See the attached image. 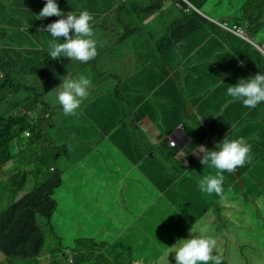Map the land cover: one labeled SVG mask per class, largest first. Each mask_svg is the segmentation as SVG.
Returning <instances> with one entry per match:
<instances>
[{
  "label": "trees",
  "instance_id": "trees-1",
  "mask_svg": "<svg viewBox=\"0 0 264 264\" xmlns=\"http://www.w3.org/2000/svg\"><path fill=\"white\" fill-rule=\"evenodd\" d=\"M163 1L56 0L58 7L64 13L70 11L78 13L81 10L90 13L97 55L86 63L69 61L66 57H60L54 59L51 65L42 68L41 62L48 56V42L51 39L44 26L59 17L38 18L37 13L43 7L45 0H0V131L9 138V142L0 145V170L3 169L5 162H12L14 158H19L20 153L25 155L24 160L28 161V164L32 160L29 153L32 151L34 157L48 151L51 155L49 163L53 166H49L53 169L52 172H49L38 168L34 162L35 167L29 173L32 176L35 173L41 174V180L31 187V183L26 179L28 172L22 171L23 164L20 162L19 167L8 179L3 178V175L0 174V207L5 205L0 210V264L36 262L45 251L43 246L48 241L49 234L56 240L57 249L61 250L60 245H67L66 242L69 241L68 250L72 253L73 264H145L147 260L159 253L161 247L173 245L178 239L195 235L190 233V229L196 230L200 226L197 223L203 221H208L207 225L210 228L206 235L215 240L213 254L223 257L222 264H264V115L259 116L258 113L259 110L264 112V103H259L254 108H246L238 101L230 102V99L226 103L228 106L235 107L234 112H230L231 119H237L241 110L240 118H245L240 124H252L253 122L259 125L256 128L257 140L260 143L258 149L251 145L249 158L242 166H238L231 172H223L224 176H232L234 179L246 176L250 178L251 183L248 189L241 193V200L236 206L229 203L228 199L224 201L225 184L222 186L223 191L220 195L207 194L199 190L196 183L197 178L206 174H215L217 171L209 165L199 162L190 168L184 165L177 166L179 161L177 151L167 148L168 143L159 146L164 165H158V169L155 165L159 161L158 157L148 153L142 155V157L146 155L145 160L148 164L146 174H153L155 176L153 182L159 186L161 192H164L163 196L159 197L158 191H152L151 199L154 198L156 203L160 202V204H156L157 211H154V216L162 214L158 211L166 199H169V208L178 206L182 208L179 210L178 216H169L170 219L177 217L181 219L178 231H169L170 236L157 229L145 243L146 253L143 257L136 258L131 251V246L134 245L137 248L141 246L138 239H142L143 232H147L149 221L137 220L133 223L135 224L134 229L126 228L122 232L125 227L124 223L131 222L128 214L129 208L124 206L125 202L128 204L127 197L129 196L125 186L118 185V188L110 189L111 184L108 183L110 180L105 179L104 186L110 190V197L113 200L112 203H108L106 198L100 205V207L111 206L117 212L116 216L124 217L121 222L115 217L111 218L114 222L122 224V229L118 232L122 234L118 240L117 238H107L101 244L97 243L95 236H92V233L86 231L81 225V222H87L86 218L90 217L91 222H96V217L91 216L90 210L82 212L81 206H77V204L83 198L85 191L83 181L87 182L89 178L96 180V175L101 176L100 170H97L96 173L92 171V169H96L93 167L104 165L105 168H108L112 165V161L116 162L121 159L120 157H110L108 151L102 149H108L111 140L118 133L128 134L127 140L118 144L128 148L126 155L131 154L135 146H140V138L135 139V137H139L137 129L130 131L120 129L122 131L114 134L110 139L103 137H99L100 141L91 139L86 142L83 154H80L75 151L77 146L71 139L58 132L61 125L64 129V122H61L59 126L61 120L53 116V112H57L61 113L64 118L70 119L74 112L65 114L62 108L57 107H55L57 109H43L44 102H41L43 110L42 113L37 114L35 124L41 120L44 127L47 119L52 118L53 120L49 122L47 130L41 133L42 136L38 137L29 128L31 126L29 117L26 114L18 113L22 110L24 113H29L28 111L36 109L35 102H32L30 98L31 93L39 92L41 88L45 87L44 83L51 81L54 76L60 83V78H63L67 73L70 76L83 74L90 80L89 95L83 101H88L89 96L92 95V103L98 102V104L90 107L101 110L107 108L96 120L103 122L108 119L111 112L120 111L119 104L108 102L110 101L108 96L114 95V93L107 92L108 99L103 101L104 103L97 98L102 93L95 91L92 87V81L96 83V79L92 80L85 72L89 71L91 76L96 73L95 62L101 54L107 60H116L127 50L126 46L124 51L116 46L125 42V38L128 36H133L134 51L146 58L142 51V42L149 39L151 32L147 31V28L154 26L156 22L151 24L145 23V21L154 11L164 10L162 9ZM188 1L203 14H205L203 10L208 3H211L214 8L224 11L221 21L228 26L245 27L248 26L249 18L255 20L254 26L260 27L250 29L247 27L246 30L249 34L264 29V0ZM174 7L178 9L172 8L168 11L173 14V18L164 20V15H162L159 22L164 26H177V29H184L183 37H189L201 44L200 51L206 54V64H202V66L206 67L207 65V70L203 68L198 72L196 67L187 69L183 75L185 88L172 100H164V112L169 119H165L164 124L172 121L170 116L173 113L176 114L178 109L183 111V95L188 94L192 101H198L197 94H191L188 91L197 86L195 83H198L201 78L208 81L211 88L217 87L221 91H225L229 85L235 84L238 78H248L258 73L259 71L255 70L254 66L262 59L252 45L223 31L224 29L206 20L194 10L182 13L179 5L174 4ZM124 26H131L133 30ZM207 26H213V28L205 30ZM115 31L126 35H118ZM135 31L140 33L137 38L134 36ZM102 36L105 38V42L99 40ZM222 43H225L227 47H224ZM212 44L215 45L214 48H212ZM143 57H141V64L137 68V77L147 69ZM230 62L233 64L231 71L234 70V72L232 74L227 70V64ZM34 68L36 71H31ZM27 71L30 73H26ZM45 88L50 90L48 86ZM148 92L149 86L145 84L143 95ZM208 101L204 102V106L213 111ZM122 115L125 116L126 112H123ZM41 117L42 119H40ZM26 132L29 135L22 137L21 134ZM12 135L18 136L17 139H25L28 145L34 137L40 138L44 142L48 141V144L41 151L31 148L29 151L21 150L17 155H14L10 146L16 138H12ZM98 136L96 134L94 137ZM143 152L147 151L143 150ZM77 157L78 161H83L82 166L74 163ZM57 160L60 162L58 167L55 163ZM85 160H88L90 164L85 163ZM173 167H180L183 174L171 182L172 177L169 174ZM9 169L3 173L10 175L13 168ZM234 179L226 180V185L232 187L231 181L233 182ZM234 185L236 186L235 182ZM86 188L96 189L91 183H88ZM232 197H236V194L232 193ZM235 207L237 209L233 211ZM121 208H124L123 211ZM249 211L251 219L247 216ZM110 215L112 216V213ZM55 216L67 223L56 226ZM163 222L167 223L166 220ZM144 223H146L145 226ZM130 230L131 234H128L127 232ZM68 255L62 250L59 254L64 259H67ZM52 256H58L57 252H53Z\"/></svg>",
  "mask_w": 264,
  "mask_h": 264
},
{
  "label": "rangeland",
  "instance_id": "rangeland-1",
  "mask_svg": "<svg viewBox=\"0 0 264 264\" xmlns=\"http://www.w3.org/2000/svg\"><path fill=\"white\" fill-rule=\"evenodd\" d=\"M239 1V0H237ZM243 1V0H240ZM235 3V1H234ZM171 8L170 6H168L167 9ZM204 13L207 14L206 17L209 19H213L216 20L218 22H222L221 21V16L222 13L224 11H221L220 9H216L212 6L211 3L206 4L205 8H204ZM159 16V11L156 10L154 11L153 15L151 17H149L145 23H155L154 26H150L147 28V31H150L151 34L149 35V39H147L145 42H142V51L144 53V55L146 56L143 57L144 58V64L148 65L146 68V70L144 71L145 73V77L144 79L148 80L151 84L152 87L149 88V90H156L159 88L164 87L167 82L169 81L170 77V68L169 65L166 61V58L168 56L169 53L176 51V52H182L184 53V57H186V59L181 58L179 61L175 62V64L173 65V71L176 73L178 80L180 82V87L181 90L184 88V78L183 75L185 74V72L187 71V69L189 67L194 68L196 67V70L199 72L201 71L203 68H205L207 70V65L206 67H203L202 64H205V57L206 54L203 51H200V47L202 46L199 43H196L194 40H192L191 38L187 37H183L182 35L184 34V29H177V26H164L163 24H161L160 22H157V20L155 19L156 17ZM173 18V14L170 13V15H165L164 16V20H170ZM162 26H161V25ZM248 24V28H252V27H260V26H254L255 24V20H251L250 18L247 21ZM176 29V30H174ZM243 32L245 33V31L243 30ZM134 36H138V32L136 31ZM249 37V36H248ZM115 38V36H114ZM113 38V39H114ZM237 39L242 40L244 42H246L244 39L236 36ZM103 39V37H100V41ZM125 42H121L119 45H117V48H120L121 50L124 51L125 46L127 47V51L128 54L127 56L132 57L133 56V49L134 46L132 45L133 42V36L127 37L125 38ZM250 40L254 42V44L256 45H264V29H260L257 30L255 32H253L252 34H250ZM108 42L110 43V40H108ZM248 43V42H247ZM126 44V45H124ZM250 44V43H248ZM222 45L224 47H227V45L225 43H222ZM251 45V44H250ZM165 46H168V48H165ZM193 46V48H192ZM215 45L212 44V48H214ZM217 47V46H216ZM254 47V46H253ZM256 49V47H254ZM257 50V49H256ZM217 51H218V47H217ZM258 51V50H257ZM258 53L260 54V57L262 58V60H264V58L262 57L261 53L258 51ZM218 58V57H216ZM121 60H124L123 58ZM51 60L49 57H47L46 59H44L41 62V65H46L47 63H50ZM96 74L100 77V79L98 80V84H97V88L100 90H105L106 88H110L114 85L117 84V80L114 77L115 75H117L119 78L121 77L122 80L125 78V74H120L118 72V69H115L114 67V61L113 60H107L104 56H102V54L99 56V58H97L96 62ZM233 64L230 62L227 64V70L229 71L230 74H232L234 72L231 71ZM36 71V69H32L31 71ZM26 73H30V72H26ZM208 76V75H207ZM1 77V76H0ZM90 78L97 79L96 76L93 74V76H90ZM202 79V78H201ZM200 79V80H201ZM197 84V83H195ZM46 86L50 87V90H46ZM45 87L41 88L39 90V92L30 95V98L32 100V102H35V107L36 109L34 110H30L28 111L29 113H27L26 115L29 117L30 120V129L32 130L31 132L35 135V136H42L41 133H43L42 131V127L40 124V120L38 121L37 124L36 123V117L37 114L42 113V110L44 108H55L57 106H60L59 103L56 101L54 92L55 89L54 87H56L57 85L54 82H51L50 84L46 85ZM92 87L95 90L96 86L95 83H93L92 81ZM167 90V89H166ZM168 91V100H172L174 97L172 96V94H170V90ZM99 100L103 101V95H100L97 97ZM182 101L184 103V108L188 107L187 105L190 104V102H192L191 97L186 94L185 96H182ZM41 102H44V106L43 109L41 107ZM88 102L87 101H83L82 105L85 106ZM96 104H98V102H93L90 103L89 102V106H95ZM143 105L144 103L139 102L138 108L136 110V112L133 114V120H136L139 116H141V114L143 113ZM183 108V109H184ZM141 117L137 120L138 122H140ZM53 119H47L45 124H44V132L47 130L49 122L52 121ZM93 127H91V124H88L87 126H85L84 131H90L92 130ZM119 129H122L123 131H128V128L126 127V125L121 126ZM126 129V130H124ZM136 132L138 133H142L145 132L144 130L141 129H137ZM20 135V134H19ZM29 134L26 132L25 135L21 134L22 137H27ZM168 137V136H167ZM12 138H16L13 140L12 145L10 146V150L12 151V153L14 155H17L18 152H20L21 150L24 151H29V149L33 148L34 146H36L35 151H41L43 149V147H45L47 144H41L44 141L41 140L40 138H32V142L30 144V146L27 144V142L25 141V139H17L19 138L16 135H12ZM140 138V139H139ZM135 139H139V143H141L142 145H148L145 142H140L142 140H145V137H135ZM100 139H98V141H100ZM221 141V140H220ZM5 142H9V138L4 136L3 133L0 131V145H2ZM41 144V145H38ZM163 144V143H162ZM175 144L177 145V142L175 141ZM197 145H199V143H197ZM106 146V145H105ZM176 147V146H175ZM173 147V148H175ZM167 148H169L167 146ZM107 150L108 154H110V157L113 158H118L120 157L121 160H117V162L119 164H123L126 163L125 160V155L127 153L128 148L127 147H123L120 144H112L110 143L109 148H103L102 150ZM170 149V148H169ZM160 150V147H159ZM31 154V161H29V163L27 164L28 161L24 160L25 155L20 153L19 158H14V160L12 162H5L3 165V169L0 170V174H2L3 178H9L10 176H12L14 174V171L19 167V162L22 165L21 169L22 171H26L28 172L26 175V179L27 182H30V187L33 186L34 184H36L38 181L41 180V174H33V176L31 175L30 170L34 169V164L36 163L38 165V168H47L49 166H52L49 163V160L51 158V155L48 153V151L44 152L43 156H36L34 157V152H29ZM147 155V154H146ZM139 156L138 157V162L136 161V163L131 166L133 167L132 169V173L128 174L125 178H124V183L132 188V194L136 197L135 203L137 204L136 207V212L130 214V218H131V222L130 223H124L125 227L123 229L122 232L125 231L126 228H131L134 229L135 228V223L137 220L138 221H142V222H146L149 221L148 227H147V232H143L142 234V239H138L139 244L141 245L139 248H137L136 246L132 245L131 246V251L134 253L135 258L136 257H140L146 253V247H145V243L147 241V239L152 236L157 229L160 230L161 233H165L171 236L169 231H174L177 232L178 231V227L180 225V218H171L170 219V215L172 216H178V212L182 207H176V208H169V199H166L164 201L163 206L159 209V213L162 214H158V216H154V211H157L156 208V204H160V202H155L153 201V199H151V195L153 194L152 191H158L159 193L163 194L164 192H161L159 186H157L154 182L153 179H155V176H153V174H146L145 171H148V164L145 160V157ZM155 156L159 158V161L155 164L156 168L158 169V165H164V161H163V157L160 154V152L156 151ZM35 162V163H34ZM56 166L58 167L60 165V162L57 160L56 162ZM149 163V162H148ZM152 164V163H151ZM178 166V165H177ZM53 167V166H52ZM9 168H13L12 173L9 175L8 174H4L3 172ZM51 168V167H50ZM101 169L106 172L105 166L102 165ZM10 170V169H9ZM40 170V169H39ZM110 172H106V173H111L112 171H115L117 174H124L126 172H128V167L127 165L123 164V165H113L110 169ZM183 174V171L180 167H173L171 168L170 174L169 176L172 177L171 182H173L175 179H178L181 177V175ZM99 178L102 179V177L100 175H97ZM246 176V175H243ZM225 179L223 181V185L225 184V199H228V202L233 204L234 206L238 205L240 200H241V193L245 192L246 189H248L251 181L250 178L243 177L241 179L238 178H232V176H224ZM117 178V177H115ZM234 179L233 182L231 181V183L233 184V186H228L226 185V180L230 181L231 179ZM95 180L93 178H89L87 179L88 183H93ZM234 182L236 184V186L234 185ZM238 185V188H236ZM170 186V185H168ZM29 187V189H30ZM28 189V190H29ZM235 189V190H234ZM234 191V192H233ZM90 192H88L87 190L84 191L83 197L88 195ZM232 193L236 194V197H232ZM160 194V196H162ZM84 198H82L81 200H83ZM5 207L1 206L0 210L3 209ZM237 208L235 207L233 211H235ZM170 214V215H169ZM167 216V217H166ZM247 216L249 219H251V212H247ZM115 216H110V218H114ZM224 217L226 218V215H224ZM118 221L120 220V218H124V217H115ZM164 218V219H163ZM102 221L101 222H91L88 220V222H81V225L84 227V229L86 231H88L89 233H92V236H95V240L97 241V243H100L102 241H105L108 239H116L118 240V238L121 236L122 233H118L121 229H122V224H120L119 222H114V221H106L104 220L105 217L102 216L101 217ZM55 220V225L56 226H61L63 223L66 224L67 222H62L60 217H56L54 218ZM167 221V223L163 222V221ZM208 221H203L200 223H197L198 225H202V224H207ZM146 223H144L143 225L145 226ZM208 228H210V226L208 225ZM63 233V232H62ZM128 234H131V230L127 232ZM68 242L67 241V245H60L62 252H66L68 253V258L64 259V257L59 256L61 250L57 249L58 245H56L55 243L56 240L54 239V237H52L51 234H49V238L48 241L44 244L43 246V250H45L44 252H42L40 258L36 261V262H24V264H73L72 260L73 258L71 257V252L68 250ZM172 245H168L165 247H161L159 249V253L154 256L151 257L149 260H147L145 262V264H175V260H174V254L173 253H169V250ZM57 249V250H56ZM53 252H57L58 256L53 257L52 253ZM169 253V254H168ZM64 256V255H63ZM1 261V260H0Z\"/></svg>",
  "mask_w": 264,
  "mask_h": 264
},
{
  "label": "crops",
  "instance_id": "crops-1",
  "mask_svg": "<svg viewBox=\"0 0 264 264\" xmlns=\"http://www.w3.org/2000/svg\"><path fill=\"white\" fill-rule=\"evenodd\" d=\"M132 53L133 56L129 57L127 56L128 51L126 50L118 58H116V60H114L115 69H118L120 74H125V78L122 80L121 77L119 78L115 75L114 77L117 80V84L110 87L111 89L109 90V87L106 88L107 90L105 89V92L97 88L100 77L93 72L97 78L95 91L101 92V95H104L103 101H107L109 97L110 101L108 102H115L119 104L121 108L120 111L115 110V112H111L108 119L103 122H99L96 118H98L107 108L101 110L99 108L90 107L89 101H91L90 103L93 101V97L90 95L87 101L88 103L85 106L81 104L80 107L74 111L73 116L70 119L64 118L61 113L59 114L57 112H53V116L56 119L61 120L59 126L61 125V122H64V129H62L61 125L58 132L63 134L64 137L66 136L70 138L77 146L75 147V151L80 154H83V149L87 141L91 139L92 141H97L99 137L110 139L114 134L122 131L119 128L124 124L128 128V131L133 129H141L145 131L139 133V137L146 138L140 142H145L148 145H142L140 143V146H135L132 149L131 154H127L124 157L126 163L123 164L127 165L128 172L124 174H117L115 171H112L109 174L106 173L111 171L110 169L113 165H123L119 164L117 161H112V165L105 168L106 172L101 169V165L93 167L96 168L92 169L94 173H96L97 170L101 171L102 179L96 175L98 178L95 177L96 180L91 183L97 190H90L86 188L88 182L83 181L85 190L90 193L84 196V199L80 200L77 206H81L82 212L90 210L91 216L96 217V222L98 223L102 221V216L105 217L104 220L106 221H113L110 218V213H112V216L115 217H123L121 215L116 216L117 212L111 206L106 205L105 207H100L106 198L108 203H112L113 200V198L110 197V190L104 186V180L109 179L111 181L108 182L111 184L110 189L118 188V185L125 186L129 196L127 197L128 204L125 202L124 206L125 208H129V215L136 212V197L132 194V188L128 187L124 183V178L128 174L132 173L133 167L131 166H133L136 161L138 162L139 156L147 153L155 156L156 151L160 152L159 146L162 143H168L170 139L177 142L175 148L169 146L170 149L177 151L179 159L177 165H184L188 168L197 164V162H200L203 155V153L199 150L200 145H204L208 149H212L226 134H231V137L233 138L243 137L250 145L256 146L257 149L260 145L256 136V128L259 126L256 124L258 123L252 122V124H240L245 118H240L241 110L237 119H231L230 112H234L235 107L226 105L230 99L226 94V90L221 91V89H218L217 87L211 88L208 81L203 79L199 80L196 84L197 86L192 87L188 91L191 94H197L198 101L194 100L190 102V104L187 105L188 107L185 108L182 101V107L184 108L183 111L178 109L176 114L173 113L172 116H170L172 121H168L164 124V120L168 119V115L164 112V100H168L167 90H170L169 92L174 98L175 95H178V93L181 92V84L176 73L173 71V65L181 58L186 59V57H184L185 55L182 52L173 51L169 53L166 61L170 68L171 78L164 87L156 90H149L148 94L143 95V88L145 84H148L149 88L152 87V84L148 80L144 79V72H142L141 76H136L137 68L140 66L141 57L143 56L139 52L134 51V49ZM122 58L124 60H121ZM147 66L148 65H146V67ZM254 69L264 71V60H260V62L255 64ZM96 70L97 67L95 68V72ZM88 72L89 71L85 73L90 78L91 75ZM219 88H222V86H219ZM107 92H112L114 95L107 97ZM207 101L213 111L208 110L207 106H204V102ZM139 102L144 103L143 113L136 120H133V114L136 112ZM218 105L219 107H217ZM57 108H61V106H57ZM123 112H126L125 116L122 115ZM258 113L259 116L264 115L263 111L259 110ZM140 117V122H138L137 120ZM174 119L176 120L174 121ZM88 124H91V127L93 128L92 130L86 132L84 131V128ZM96 134L99 136L94 137ZM128 137V134L118 133L111 140V143L115 145L127 140ZM197 143H199V145H197ZM143 150H146L147 152L144 153ZM75 159L74 163L78 166H82L83 161H78V157ZM84 162L90 164L88 160H85ZM78 187L80 186L78 185ZM158 196L160 197V193ZM153 201H155L154 198ZM123 209L124 208H121L122 211ZM90 219L91 217L86 218V221L88 222ZM121 221H123V218H120L119 222Z\"/></svg>",
  "mask_w": 264,
  "mask_h": 264
},
{
  "label": "clouds",
  "instance_id": "clouds-1",
  "mask_svg": "<svg viewBox=\"0 0 264 264\" xmlns=\"http://www.w3.org/2000/svg\"><path fill=\"white\" fill-rule=\"evenodd\" d=\"M174 4L181 7L182 13H188L194 10L206 20L224 29L221 25L225 22H218L207 18V14H203L195 9L188 0H164L162 5V9L164 10H158L159 16L155 18L157 22H159V18H161L162 15H170V12H168L170 9H178L174 7ZM168 6L171 8L167 9ZM162 11L166 14L161 13ZM37 14L40 19L51 16L59 17V19L44 26L46 33L51 37L48 42L47 56L50 58L51 62L42 65V68L51 65L54 59H59L60 57H66L69 61L86 63L97 55L96 41L93 38V28L91 26L92 16L88 11L81 10L78 13L74 11L64 13L58 7L56 0H45L43 7ZM124 27L133 30L131 26ZM227 27L240 28L244 37L238 36L226 29L223 31H227L234 36L244 39L254 47L256 46V44L250 40V34L246 30L247 26L239 27L227 25ZM210 28H213V26H207L205 30ZM70 30H72L71 34ZM115 33L121 36L126 35L119 31H115ZM139 34L138 32V35ZM61 37H63V39H61ZM135 37L137 38V36ZM101 41L105 42V38L103 37ZM261 55L264 58L262 53ZM51 82L57 85L54 87V95L65 114L73 113L89 95L90 80L83 74L70 76L67 73L63 78H60V83L56 81L54 76L51 81L44 83V86ZM226 94L230 98V102L238 101L246 108H254L257 104L264 103V71H259L254 76L248 78H238L235 84H231L226 88ZM18 113L21 115L27 114L24 113L23 110ZM40 119H42V117ZM40 124L44 132L41 120ZM30 144L31 142L29 146ZM41 144H48V141ZM168 146L175 147L176 144L170 139ZM33 148H36V146ZM199 150L203 153L200 163L209 165L217 171L215 174H206L198 177L196 181L197 186L203 193H215L220 195L223 191L222 186L225 179L223 172H231L238 166H242L249 158L251 145L243 137L233 138L226 134L212 149L200 145ZM41 156H43V154H41ZM42 170H48L49 172L53 171L50 167L42 168ZM191 229L190 233H194L195 235H190L189 238L178 239L175 244L169 247V253L171 252L174 254L175 264H222L223 257L213 254L215 240L206 235L209 231L208 225L202 224L196 230Z\"/></svg>",
  "mask_w": 264,
  "mask_h": 264
},
{
  "label": "built area",
  "instance_id": "built-area-1",
  "mask_svg": "<svg viewBox=\"0 0 264 264\" xmlns=\"http://www.w3.org/2000/svg\"><path fill=\"white\" fill-rule=\"evenodd\" d=\"M221 27H223L224 29H226V30H228V31H230V32H232V33L238 35V36H242V37H244V36L242 35V30H241L240 28H236V27L228 28L227 25H226L225 23L222 24ZM255 47H256V48H257V49L263 54V56H264V46H258V45H256Z\"/></svg>",
  "mask_w": 264,
  "mask_h": 264
}]
</instances>
